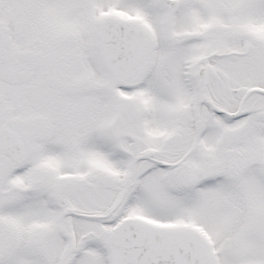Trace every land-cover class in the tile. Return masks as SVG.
Here are the masks:
<instances>
[{
  "label": "snow or ice",
  "instance_id": "obj_1",
  "mask_svg": "<svg viewBox=\"0 0 264 264\" xmlns=\"http://www.w3.org/2000/svg\"><path fill=\"white\" fill-rule=\"evenodd\" d=\"M0 264H264V0H0Z\"/></svg>",
  "mask_w": 264,
  "mask_h": 264
}]
</instances>
